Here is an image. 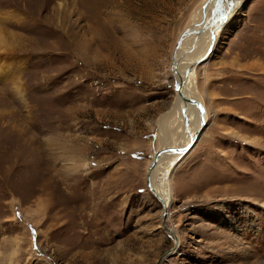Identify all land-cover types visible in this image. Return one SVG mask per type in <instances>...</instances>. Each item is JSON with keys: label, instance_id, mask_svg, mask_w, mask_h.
Instances as JSON below:
<instances>
[{"label": "rangeland", "instance_id": "obj_1", "mask_svg": "<svg viewBox=\"0 0 264 264\" xmlns=\"http://www.w3.org/2000/svg\"><path fill=\"white\" fill-rule=\"evenodd\" d=\"M208 1L0 0V264H158L174 247L146 177L180 145L172 56ZM191 85L208 121L170 173L180 243L160 264H264V0Z\"/></svg>", "mask_w": 264, "mask_h": 264}, {"label": "bare ground", "instance_id": "obj_2", "mask_svg": "<svg viewBox=\"0 0 264 264\" xmlns=\"http://www.w3.org/2000/svg\"><path fill=\"white\" fill-rule=\"evenodd\" d=\"M214 1L215 0H209L204 6V9L208 8L210 4H212V9H213ZM243 1L244 0H226V3L223 5V11L226 12L227 5L230 3L231 4L230 12L226 13L225 18L221 20L222 21L221 23L217 22L215 26L207 30L205 33H201L202 25L203 23H209L210 21L209 17L206 14L202 19L203 22L194 23V26L188 29L189 33L181 38L179 46L175 51L174 69L177 71L179 76L184 78L185 69L189 66L194 65V63L197 60L201 58H205L201 62V63H205L211 57L213 49L216 46L219 34L223 26L230 21L234 12H236L237 9L242 5ZM204 9H203V13H204ZM195 41L199 42L198 45L195 44ZM7 45H8L7 41L5 40L3 34L0 32V49L2 48L7 49ZM197 48H199L198 51ZM196 67L197 66L191 67V69L189 70L186 84L183 87V95L187 98H192L203 105L204 107L203 120L206 125L208 121L206 106L203 104L201 99L198 98V96L194 95V93L191 90L192 81L195 79ZM179 76L175 75V79L177 83L179 80ZM164 120L165 122L169 121L168 124L170 125L174 124L176 126L177 128L176 130H178L180 133L181 137L179 138L181 139V141H179L180 142L179 146L178 145L175 146L177 142L175 143V145H173L174 143H170L169 145H167L166 143L163 144V147L161 149H179L184 147L189 142V138L194 135V133L201 125L199 112L197 108L191 104H187L184 106L181 100L179 99L178 95L176 97L175 104H173V106L171 107L170 111L167 113V116L165 117ZM195 143L189 149V151L194 147ZM179 158H180V154L174 151H167L162 153L158 157L155 164V168L151 173L150 187L156 193V195H158V197L165 203L166 213H168L169 211V207L173 197V193L170 185L171 182L170 173L172 169L175 167V165L179 163L180 160ZM175 242H176V248H178L180 241L177 238V235H175Z\"/></svg>", "mask_w": 264, "mask_h": 264}, {"label": "water", "instance_id": "obj_3", "mask_svg": "<svg viewBox=\"0 0 264 264\" xmlns=\"http://www.w3.org/2000/svg\"><path fill=\"white\" fill-rule=\"evenodd\" d=\"M226 3V0H215L214 3H213V9L211 10V15H210V21L209 23H203L202 25V29H201V33H205L207 30H209L210 28H212L213 26H215L217 24V22H222L221 20H223L225 18V15L226 13L230 12V8H231V4L229 3L227 5V10L226 12L223 11V5ZM203 22V21H201ZM200 32V31H199ZM198 32V33H199ZM189 33V30L186 29L182 35L180 36V39L177 43V46L176 48L174 49V53H173V56H172V69H173V73L174 75H178L177 71L174 69L175 68V51L177 50V47L179 46V43L181 41V38L188 34ZM205 58H201L199 60H197L194 65L192 66H189L185 69V72H184V78H182L181 76H179V80H178V83L176 85V93L179 97V99L181 100V102L183 103V105H187V104H191V105H194L198 112H199V118H200V127L197 129V131L194 133L193 136H191L189 138V142L187 143V145H185L184 147L182 148H179V149H158L152 156L151 158V161H150V165H149V168H148V174H147V177H146V184H147V187L149 189V191L155 195V197L158 199V201L160 202L161 206H162V213H161V225L162 227L165 229V231L171 235V237H173V242H174V247L167 253H165V255L161 258V260L158 262V264L161 263L162 260L165 259V257L169 256L170 254L173 253V251H175L176 249V242H175V234L174 232L168 228L166 225H165V217H166V205L165 203L158 197V195H156V193L152 190V188L150 187V178H151V173L153 171V169L155 168V164H156V161L158 159V157L164 153V152H167V151H174L178 154H180V156L186 154L189 149L193 146V144L195 142H197V139H199V135H200V132L202 130V128L205 126V122L203 120V114H204V107L203 105L192 99V98H187L183 95V87L184 85L186 84V81H187V77H188V74H189V70L191 69V67H195L197 66L199 63H201Z\"/></svg>", "mask_w": 264, "mask_h": 264}, {"label": "crops", "instance_id": "obj_4", "mask_svg": "<svg viewBox=\"0 0 264 264\" xmlns=\"http://www.w3.org/2000/svg\"><path fill=\"white\" fill-rule=\"evenodd\" d=\"M208 60H209V59H208ZM208 60H207V61H208ZM167 112H168V111H167ZM158 118H159V117H158ZM158 118H157V120H158ZM161 120H162V119H161ZM161 120L158 121V124L161 122ZM167 122H169V121H167ZM167 122H166V124H167ZM163 125H164V124H163ZM163 125H162V123H161V126H163ZM159 149H160V148H159Z\"/></svg>", "mask_w": 264, "mask_h": 264}]
</instances>
